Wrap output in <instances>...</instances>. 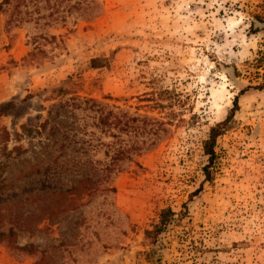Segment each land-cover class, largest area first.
I'll return each instance as SVG.
<instances>
[{
	"label": "rangeland",
	"instance_id": "obj_1",
	"mask_svg": "<svg viewBox=\"0 0 264 264\" xmlns=\"http://www.w3.org/2000/svg\"><path fill=\"white\" fill-rule=\"evenodd\" d=\"M257 14L264 0H0V264H264ZM90 98L138 119L103 125ZM135 139L158 142L118 166Z\"/></svg>",
	"mask_w": 264,
	"mask_h": 264
},
{
	"label": "trees",
	"instance_id": "obj_2",
	"mask_svg": "<svg viewBox=\"0 0 264 264\" xmlns=\"http://www.w3.org/2000/svg\"><path fill=\"white\" fill-rule=\"evenodd\" d=\"M256 18L260 22L264 23V15L257 14ZM251 28L253 30H259L258 27H255L254 21H252V23H251ZM261 30L263 31V40H264V26L261 28ZM256 61H257L258 67L259 66L264 67V52L256 59ZM255 87L264 88V73H263L262 81H260V83L255 85ZM62 90L63 89L60 87L59 91H62ZM62 92L66 93V91H62ZM85 101L91 102L90 104L97 105V110L100 113L99 123H101L103 125H107V126L113 127V128L117 127L118 130H128V128L131 126V122L136 121L138 119L137 116H130L127 113L119 114V113L115 112L112 108H108V106H109L108 103H106L102 100L90 98V99H86ZM11 104H12L11 102H8V103L0 105V114L4 113L6 110H8V108H9V106H11ZM142 118H144L146 120H152V118L150 119V117H148L147 115L143 116ZM153 120L157 121L156 119H153ZM228 120H229V116L223 122L212 126L207 139L204 141V150L209 156V163L207 165H205V167H204V170L206 172L207 177H209L210 167H211V165H213V162H214V157H215L214 145H215L216 137H217V135H219L222 132V130H224L226 128ZM25 127H26V125H23V128H25ZM112 135L115 136L116 134L113 133ZM9 136H10V133H9L8 129L3 128V142L7 141L9 139ZM1 141H2V138L0 139V142ZM135 141H136V139H135ZM139 142L140 143H138L136 141L134 146L129 148V149L121 147L119 150L116 151L114 159L117 160V162H118L117 164H119L118 166H121L120 163L123 160H126V159L131 160L133 158L132 154L135 153V155H139V154L143 153L144 151L153 147L158 142V139H152L148 143H146V141H142V140ZM119 160L121 161L120 163H119ZM48 169L49 168L46 167V169H44L43 173H46L48 171ZM36 172L40 173L41 170L37 169ZM175 214H176V212L173 211L170 207L163 208L160 212L158 222H156L151 229L146 230L147 236L149 238H151L152 240H155L156 235H158V233H160L171 221L174 220ZM12 234H14V233L11 229L7 233L0 232V240L3 237H10ZM18 248H20L21 250L28 251V252H33V250L35 249V245L32 243H27L25 245L18 246ZM151 264H153V263H151Z\"/></svg>",
	"mask_w": 264,
	"mask_h": 264
}]
</instances>
